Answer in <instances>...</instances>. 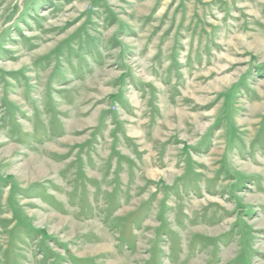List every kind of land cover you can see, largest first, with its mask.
Masks as SVG:
<instances>
[{"label": "rangeland", "instance_id": "obj_1", "mask_svg": "<svg viewBox=\"0 0 264 264\" xmlns=\"http://www.w3.org/2000/svg\"><path fill=\"white\" fill-rule=\"evenodd\" d=\"M0 264H264V0H0Z\"/></svg>", "mask_w": 264, "mask_h": 264}, {"label": "bare ground", "instance_id": "obj_2", "mask_svg": "<svg viewBox=\"0 0 264 264\" xmlns=\"http://www.w3.org/2000/svg\"><path fill=\"white\" fill-rule=\"evenodd\" d=\"M40 170V169H39Z\"/></svg>", "mask_w": 264, "mask_h": 264}]
</instances>
